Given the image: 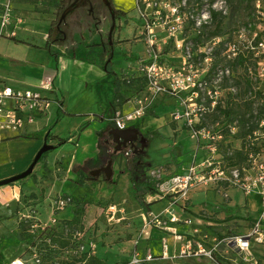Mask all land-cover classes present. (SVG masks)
<instances>
[{
  "label": "rangeland",
  "instance_id": "rangeland-1",
  "mask_svg": "<svg viewBox=\"0 0 264 264\" xmlns=\"http://www.w3.org/2000/svg\"><path fill=\"white\" fill-rule=\"evenodd\" d=\"M1 1L6 3L8 0ZM121 1L123 5L120 6L128 11L130 19L128 21L129 27L127 26L124 28L123 34L125 35L130 31L131 34L128 35V38L125 37L124 39L117 37L118 46L120 47V44L133 42L130 47L131 51L135 55L146 56V46L142 40V19L140 18L139 12L136 8V0H114V4L119 6ZM204 2L205 4L211 3V5L213 3V7H215L214 9L221 12L220 18L223 21L221 25V32L223 35L221 34L219 37L220 42L224 41L225 44L223 46H219L220 42L214 45V43H211V40L204 41L205 44H207V47L213 46L212 51L220 52L219 57L222 58L223 55L228 54L227 50L225 51L223 49L224 47L227 48L228 45L231 44H235L241 52L248 51L247 47L250 45L255 31L258 34L257 38L259 40L255 43L254 39L253 42L258 45L261 41H264V0H261L260 3H258L257 0L252 3V20L248 15L250 10L246 11L242 8H237L236 3H230L227 0H207ZM11 4L13 8V19L12 24L5 31V35L10 36L11 31L13 30L16 32L19 40H30L40 45H45L46 41L43 40V35L49 30V25L52 22L56 23L57 21L56 8L48 7L45 4L33 5L17 2L16 0H12ZM209 7L210 4L204 7V10L209 9ZM189 9L192 12L197 9L195 0H190ZM77 11H79L78 8L71 11L70 14H74ZM1 24L2 14L0 13V33L2 29ZM17 24L19 25V29L16 28ZM252 25L256 28L253 31L251 30ZM107 29L108 27H106L103 32L104 37L107 35ZM215 29L216 23L211 21L210 26L206 31L210 32ZM195 35L196 31L190 22L185 30V36L188 39H193ZM97 41L100 43V37ZM102 48V46L93 47L87 53L83 54L80 52L77 54V59L80 58L82 62L73 63L64 61L63 63H57L55 56L49 55V53L45 50L32 48L21 43L16 44L12 39L0 36V68L3 70L10 68L15 70L18 69V71L23 72L26 75H30L31 77L33 76L37 78V76H40L41 72L37 71V68L29 65V63L26 64L23 61H18V59L24 56H28V59L31 60L33 64H46L49 62V66L53 71H55L57 67H59V69L62 66L65 67V70H63L59 79L64 83L63 91L65 96H69L70 103L73 102L70 104V108L88 112V115H64V119L58 121L59 113L55 110L51 124H54L56 130H62V134L65 136H72V138L76 140L78 137V131L75 130L76 126L79 124H86L89 120L93 121L87 126L92 129L90 132H83L84 130L82 131L80 141L81 147L77 148L78 160L82 163L89 158H94L92 146L96 144L95 139L97 138V134L93 132V130L94 128H99L100 124L99 122L93 120V113H103L108 105L107 97H113L115 92V77L113 73L104 72V65H106V63L104 64L97 55L100 51H102ZM125 48L127 49V47ZM128 49L127 52L130 51V49ZM121 50L123 49L121 48ZM261 51L262 50L259 48L256 49L257 56H254V54L250 51V58L247 62L248 72H250L249 75H252L253 81L255 82L254 90L261 92L260 95L257 93L259 95L257 96V100H253V107L248 106V103L243 101L245 98H251L246 80L244 79L247 71L246 67L238 65L235 67L234 71H232V67L230 66V74H234L235 78L237 76V82L235 84L234 81H229L227 85H224L226 95L225 106H231L233 110L231 116H224L223 121L225 123H230L235 117L242 116L246 112L250 110L252 111L254 108L260 111L259 115L264 120V102L262 103V100H264V71H261V66L259 64L260 61L264 62V53ZM121 53L124 55L126 54L125 51ZM120 59L121 61H119ZM114 62L121 65L120 68L114 72L118 80L121 81L120 77L124 79V77L131 75V73L126 71V69L128 67L132 68L134 66V62L125 59L122 60L119 56V52L115 54ZM222 66H228V64L222 63ZM75 84L77 85V89H73ZM121 85L123 86V84ZM56 87L57 86L54 83L52 91L55 90ZM231 89H235L237 94L233 95L234 92H232ZM253 94H256V92L253 91ZM72 95L74 96L73 99H71ZM134 99L135 95L133 96L132 101H128L125 104L123 116L125 117V124L127 127L139 126L141 132L144 133L147 139L145 155L143 157V161L146 163L145 169L147 171V175H149L156 182H159L160 180L163 181L175 173H183L186 169L191 167L193 163L197 165L202 160L203 150L202 148H198L197 139L186 127L185 120L181 119L176 122L173 121V113L177 109L181 108L177 99L171 97L161 98L162 100L157 102L155 104L157 107L154 108V112L158 116L151 117L148 115V110L142 120L135 112L136 104ZM8 102V100L4 101V110L11 108L12 104ZM240 102H242V104H239ZM78 104H80V107H77ZM54 108L55 107L52 106L49 111L54 110ZM36 121L42 124L41 118H37ZM149 121L153 126L149 124ZM255 128L258 132H264V127H258L255 125ZM153 131H157L159 135L156 136ZM105 139H107L109 141V145L112 146V138L109 135H106ZM260 140L264 142V137H260ZM85 145H90L91 147H89L87 151L82 152ZM75 151L76 146L74 143H66L62 147L56 148L50 152L53 153V155L58 154L64 156L65 161L68 162ZM125 155L126 151H123L122 155L117 156L116 163L113 166L115 177L118 179L117 184L109 185L105 181L104 186L100 188V190H96L94 196L97 197L99 194H111L113 197L112 201L116 209L118 211L124 209L127 212V217L131 219V223H128V220L120 219L119 216H116L113 220H109L108 216L110 214H108V212L104 213V216L100 219V223H96L92 229L89 230L88 228H84L83 231H76L73 233L70 231L69 233H66V235L72 238L73 241L75 240L77 244L72 246L73 248L71 249L58 248L57 254L60 255L61 259L67 260L78 257L82 253L83 245L88 239H90V241L94 244L98 243V255L105 258L109 263L118 262L119 264H128L131 261V251L135 240L139 237L138 232L140 229L138 227L144 223V216L145 214L147 215V213L135 196V190L133 189L131 182V175L127 169L126 160H128V158L125 157ZM129 161L128 166L132 167L131 160ZM115 177L113 176L112 179L114 180ZM102 179L103 177L100 178L99 181L103 182ZM32 183V179L28 180V185H32ZM96 186V184L90 182L86 183L83 190L79 191L76 189V191L80 192L82 195L86 194L87 197L95 200L93 198V191ZM74 189L75 188L72 186L70 180L64 183L65 191L71 192ZM250 199L254 200L256 199V196L251 195ZM187 200H180L178 204L170 206L169 199H156L155 196L149 195L148 201H152L149 213H152L153 215L165 213V215L170 218L173 215L172 213L175 212L174 215H176L180 221H185L187 219L192 221V223L188 225L190 229H193L196 226L199 228V226L207 225L209 222L215 223L218 238L245 233L252 227L255 218L258 217L257 212H253L251 210L248 198L240 188L229 186L222 182L200 185L190 190ZM98 203L101 204L103 201L98 200ZM168 208L169 213L166 212ZM42 214L44 217H47L48 211L42 210ZM71 215L72 208L71 205H69L54 216L64 218L65 216L67 217ZM19 224L20 223H0V264H5L16 254V251L13 248L18 244V242L14 238V234L20 232ZM42 224L44 223H37L36 227L32 226L28 234L37 236L42 228L40 226ZM47 224L53 225L54 223ZM180 224L181 223L172 224L171 226H178ZM208 234L213 233L208 231ZM166 237H168L167 245L170 255L172 257L178 256L176 253L179 251L180 242L175 239L173 234H168ZM32 242L33 240L31 239L26 241L21 255L29 261V263H31L35 251L38 252V247H40V245L36 247L33 246ZM102 243H105V245ZM161 246L162 244L159 246L158 244L153 243L151 245V250L156 254H161ZM139 252H141L139 255L141 259L144 258L148 252V250L144 247L143 242H141ZM253 252L258 261L261 264H264V249H259L257 246H254ZM229 256L232 259L237 258L233 253H230ZM151 264L213 263L206 258L177 257L171 260L158 259Z\"/></svg>",
  "mask_w": 264,
  "mask_h": 264
},
{
  "label": "built area",
  "instance_id": "built-area-1",
  "mask_svg": "<svg viewBox=\"0 0 264 264\" xmlns=\"http://www.w3.org/2000/svg\"><path fill=\"white\" fill-rule=\"evenodd\" d=\"M204 1L207 0H203L199 11L196 9L197 11L192 12L189 9L190 0H136V8L142 19V40L146 46V56L136 62L137 68L134 65L132 68L128 67L126 71L140 73L146 79V86L135 96V112L142 118L161 98L177 99L181 108L173 113V121L184 119L186 127L197 139L198 148L203 150L202 160L197 165L193 163L183 173H176L166 180H160L157 183L158 192L154 196L156 199H169L170 206H173L180 200H187L190 190L200 185L222 182L240 188L246 196H257L260 200L258 217L245 233L217 237L211 241L207 237L199 236L198 230L188 236L175 232L171 227L172 224L192 223L188 219L180 221L174 215L175 212L170 218L165 213L159 215L148 213L144 218L141 234L150 236L154 228L173 234L180 242L179 251L176 253L178 256L168 255L167 241L163 240L161 254L154 255L148 252L141 259L138 253H134L129 264H150L158 259L171 260L177 257L206 258L213 264H223L219 258L225 259L227 264H260L254 255L253 247L264 245V142L260 140V137H264V132H258L254 127L247 135L245 139L247 151L244 153L246 165L228 166V159L221 151L222 144L227 142L226 132L233 134L239 131L242 116L230 123H225L223 120L213 123L208 120V116L216 110L221 111L225 108L226 95L223 83L231 70L229 67H223L211 71L213 46L207 47L205 42L193 41L185 36V30L190 22L196 35L202 34L203 25L210 26V9L215 7L213 3L205 4ZM260 1L258 0V3ZM209 4V9L204 10ZM0 6L2 7L0 35H2L12 24L13 8L11 0L6 3L0 2ZM10 35L15 36L16 32L12 30ZM256 36L257 32H254L252 41L247 47L248 52L251 51L254 56H257V48L264 53V41L258 45L253 42ZM219 42L220 37L211 39L214 45ZM227 48L229 58L239 53L235 44L228 45ZM259 64L263 72L264 62L260 61ZM53 85L54 80L51 76L41 79L36 90H15L0 82V115L5 117L0 121V127L18 129L26 119L32 120L28 115L50 105V99L44 92L51 91ZM231 91L236 95L235 89ZM7 99L13 104L11 108L4 110L3 104ZM259 114L260 111L254 109L245 115L246 129L251 125L264 127V120ZM109 120L118 126L125 124V117L119 113L111 116ZM240 144H242L241 140ZM231 154L228 153L227 156ZM70 202V198H58L54 203V209L62 210ZM168 210L169 208L166 212L169 213ZM92 248L94 249L95 245H92ZM230 253L235 254L237 258L232 259ZM7 264L29 263L19 257ZM31 264L45 263L34 254Z\"/></svg>",
  "mask_w": 264,
  "mask_h": 264
},
{
  "label": "crops",
  "instance_id": "crops-1",
  "mask_svg": "<svg viewBox=\"0 0 264 264\" xmlns=\"http://www.w3.org/2000/svg\"><path fill=\"white\" fill-rule=\"evenodd\" d=\"M0 2L4 3L1 0ZM120 5L121 6L123 5L122 1L120 2L119 6ZM56 11L58 15L57 8ZM69 14L67 16L65 34H63L60 40L56 42L48 43V32H49L48 30L43 35V40L46 41L45 45H40L34 41L21 40V39L20 42L15 41V43L16 44L21 43L32 48L45 50L49 53V55L55 56L57 63L60 62L63 63L64 61L73 62V63L82 62L80 58L77 59V54H79L80 52L84 54L89 52V50H91L93 47H100L98 43L99 41L97 40L99 37H102L105 28L101 26L100 30L98 31L95 28L91 18L80 11H77L74 14H70V15ZM53 24L55 25V23L53 22L49 25V29L50 27L54 26ZM128 25L129 23L127 22L124 28H126ZM16 28L19 29L18 24L16 25ZM124 28L120 31L118 35H116L120 39H124L125 37L128 38V35L131 34L130 31L124 35L123 34ZM5 37L8 38V36ZM15 38L18 39L17 35H15ZM132 43H128L125 45L127 49L128 48L130 49V51L127 52V49L124 50L125 53L126 52L127 53L125 55L123 54V56L121 57L122 60L125 59L133 62V60H135L133 59L134 56L138 57L139 59L144 57L142 55H135L131 51L130 47ZM105 52L106 50L103 47L102 51H100L97 55L98 58H100V60H102L104 64L106 63V65H104L105 68L104 72L113 73L115 77L116 86L113 95L114 97L117 93H119V87H118L119 80L117 79L116 74L114 72H116L115 70H118V68H120L121 65L116 62L108 63L107 62L108 53ZM10 58L13 59L12 57ZM28 58H29L28 56L27 57L24 56L18 59V61L19 62L23 61L26 64L29 63V65L37 68L36 70L41 72L40 76H37L36 78L33 76L31 77L30 75H26L23 72L18 71V69L15 70L10 68L7 70H3L2 68H0V82L4 85L10 86L15 90H26V89L36 90L40 80L43 77L51 76L53 77L54 83L56 84L57 87L53 91L51 90L44 92V94L47 95L48 98L50 99V105L47 108L39 109L28 115L29 118H32V120L26 119L24 124L18 129H12V128L2 129L0 127V180L17 175L22 171H24L25 169H27L32 163L35 154H37L38 150L45 142L54 145L55 148L53 150L62 147L66 143H71V144L74 143L76 146V151L71 156L70 161L66 162L65 157L62 155H58V154L53 155V153L50 152L52 150H50L46 152L47 154L45 158L36 164L31 175L12 184L0 186V223H22V222L31 221L32 223H36L33 225V227H36L37 223H46V224L59 223L61 220L70 219L72 217V215L67 217L65 216L64 218L55 217L54 215L61 210H55L54 203L57 197L62 195L75 194L77 196H82V194H80V192H77L76 189L81 191L85 188L86 183H90L88 180H86L83 185H80L78 183V181L81 179V174L87 173V168L85 169V167L82 166L84 162L83 163L79 162L77 148L81 147L80 141H81L82 131L84 130L83 132H90L92 129H90L87 126L90 125L93 121L89 120V122H87L86 124H79L76 126L75 130L78 131V137L76 140L73 139L72 136H65L64 134H62V130L59 129L56 130L54 124H51V122L53 120V115L55 113V110H57V113H59L58 108H60L61 109L60 111L62 112V115L59 117L58 121L63 120L64 115H70V116L88 115V112H84L82 110H74V108L73 109L70 108V104H72L73 102L70 103L69 96L68 97L65 96L63 91L64 83L62 82V80L59 79V77L63 73V70H65L64 66L61 65L62 67L60 69L59 67H57L56 70L53 71L49 66V62H47L46 64H33L32 61L29 60ZM119 61H121V59ZM134 63L136 64V62ZM120 78L123 79L122 77ZM73 89H77L76 84ZM113 97L111 96L107 97L108 105L103 113H95V112L93 113L94 115L93 120L99 122L100 124L99 128H94L93 130V132L97 134V138L95 139L96 144L92 146L94 152V159L96 161L98 159L97 147L100 141V136L102 134L104 136L106 135L110 136L109 134L110 129H108V125L110 122L109 118L111 117L113 111L112 108L109 106V100ZM73 98L74 96L72 95L71 99ZM7 100L11 104H13V102L10 99ZM161 100L162 99H160L159 101ZM130 101H132V99ZM125 104L122 106V108H118L119 115H123ZM52 106L55 107L54 110L49 111ZM77 107H80V104H78ZM4 112L6 113V111ZM37 118H41L42 124L36 121ZM4 119H5L4 115H0V121ZM149 124L152 125L150 121ZM119 127L128 128L126 124ZM130 127H137V126H130ZM137 128H139V126ZM60 139H67V142L62 145H58ZM237 143H238L237 145L239 146L238 148H240L241 144L239 139L237 140ZM89 147L91 146L85 145L82 149V152L87 151ZM116 158L113 160V166L116 163L117 160ZM126 161L128 166V160ZM113 176L115 177L114 169H113ZM30 179L33 180L32 185H28V180ZM69 180L71 181L72 186L75 188L71 192L64 190V183ZM99 180L96 183L97 186L93 191L94 192L93 198L95 200L92 204L88 205L86 208V214L84 216L85 227L91 228L96 223L97 224L100 223V219L102 218V216H104V213L106 212L110 214L108 216L109 220H113L115 219L116 216H119L120 219L128 220L127 222L131 223V219L127 217L126 215L127 212L124 209H121L120 211L116 209L112 201L113 197L111 194L108 195L99 194V196L97 197L94 196L96 190L98 191L100 190V188L104 186V182H105L104 177L102 179L103 182H100ZM114 181L115 184H117L118 179L115 177ZM246 197L248 198L249 206L251 210L253 212L254 211L257 212L258 214L260 207L259 198L256 196V199L252 200L250 199V196H246ZM98 200H102L103 203L99 204ZM148 200H149V196L147 197V201ZM148 202H152V201H148ZM72 207L73 205H71V208ZM42 210L48 211L47 217L43 216ZM142 226L143 224L138 227L140 229L138 232L139 237H137V239L134 242L130 255L131 258L134 253H138L140 255L141 252L139 251H140L141 242L144 243V247L148 250V252H152L154 255H159L151 250V245L153 243H156L160 246L163 240L168 241V237H166V235L171 234L168 233L167 231L154 228L151 230L150 236L142 235L141 234ZM171 227L175 232L180 233L182 236H188L193 231L198 230L199 236L207 237L208 240L212 241L213 239L217 238V233H216L217 230L215 228V223L209 222L207 223V225L199 226V228L196 226L193 229H190L188 227V224L185 223H181L178 226H171ZM208 231L209 232L211 231L213 234H208ZM14 238L18 242V244L13 248L15 249L16 254L12 256V258H10L9 261H11L14 258H19V257L23 258L21 255L23 253L24 244L27 241L21 238L20 232L14 234ZM168 255H170V252L168 253ZM9 261H7L5 264H7Z\"/></svg>",
  "mask_w": 264,
  "mask_h": 264
},
{
  "label": "trees",
  "instance_id": "trees-1",
  "mask_svg": "<svg viewBox=\"0 0 264 264\" xmlns=\"http://www.w3.org/2000/svg\"><path fill=\"white\" fill-rule=\"evenodd\" d=\"M12 1V0H11ZM17 2H23L27 4H45L48 7H56L58 9V15H57V21L53 27H50L48 32V43L50 42H56L61 39L63 36V32L58 28V21L59 18L64 11V9L68 5V0H16ZM230 3H236L237 8L243 9L246 11H249L248 15L252 17V11L251 6L252 3L256 0H227ZM258 1V0H257ZM195 3L197 5L198 11L202 7L203 0H195ZM0 10L2 11V7L0 6ZM121 13V12H118ZM210 15H211V21L216 23V29L214 31H206L209 27V25H203V32L202 34H198L193 38V41L198 42H204L206 40H211L215 37L223 35L221 32V25L223 23L221 17V12L210 9ZM251 25V24H250ZM62 29V27H61ZM255 26L252 25V31L255 30ZM256 32V31H255ZM0 36H7L5 34H2ZM258 34L255 38V43L259 40ZM8 38H11L12 40L16 42H20V40L16 39L15 36H8ZM225 42H220L219 46H223ZM223 50H227V48L224 47ZM220 52H214L213 51V62L211 65V71L217 70L218 68L223 67H232V71H234L235 67L238 65L245 66L246 67V73L244 76V79L246 80L247 87L249 89L250 99L245 98L243 99L244 102L248 103V106L253 107L252 103L253 100H257V96L260 95L261 92H257L254 90L255 82L253 81L252 75H249L250 72H248L247 62L249 60L250 53L248 51H239V53L232 58H229L227 55H223V57H219ZM133 62H137L139 60L138 57H133ZM222 63L228 64V66H222ZM134 65L137 68V64L134 63ZM248 72V73H247ZM231 73V72H230ZM231 76V77H230ZM232 78V79H230ZM237 78V76H236ZM235 78L234 74H230L229 76H226L224 79L223 85H227L229 81H234L236 84L237 80ZM123 84V86L121 85ZM146 86V79L144 76L140 75L138 72H131V75L125 77L124 79H121V81H118V87H119V93H117L113 98L109 100V106L112 108V115L115 116L118 112V108H122V106L130 101L133 96L138 95L141 93ZM124 87V88H123ZM253 91L256 92V94H253ZM259 95H258V94ZM232 94V93H231ZM237 94V93H236ZM253 95V96H252ZM249 99V100H248ZM248 100V101H247ZM239 104H242L240 102ZM155 107L157 105H154L149 109L148 115L157 117L158 115L154 112ZM220 107H218L219 109ZM221 109V108H220ZM255 109V108H254ZM252 109V110H254ZM59 117L62 115L61 109L59 108ZM220 110H216L212 115L210 114L208 116V120L210 122L215 123L218 120H223L224 116H231L233 113V110L231 106H225V108L221 109L220 112H217ZM251 112L248 111L244 115H242L241 123L239 124L240 129L237 133L231 134V132H226V140L227 142L222 144L221 151L224 155L227 157V164L228 166H239L246 165L245 162V155L244 153L246 150L245 145V139L248 134L252 132L254 129V125H251L248 129H246V117L245 115L247 113ZM147 113V112H146ZM143 118V117H142ZM235 117L232 121H234ZM231 121V122H232ZM249 122V121H248ZM114 127H117L114 122H109L108 129H112ZM138 127V126H137ZM153 133L158 136L159 133L157 131H153ZM242 141L241 148H238L237 140ZM67 142V139H60L58 145H62ZM57 147V146H56ZM228 153H232L230 156H227ZM47 153H44L42 157L40 158L39 162L42 161ZM97 161L94 158H89L84 162L82 165L87 168L86 174H81V179L78 181L80 185H83L86 180L90 181L93 184H96L99 180V177H94L90 175V170L94 168L95 166L101 165L106 163L108 160H114L117 156L122 155L120 152H114L113 145H109V141L105 139V136L102 134L100 136V141L97 147ZM128 165L129 160H131L132 167L127 166L130 175H131V182L133 189L135 190V196L137 200L140 202L143 209L146 211V213H149L150 205L152 202L147 201V197L154 196L157 194V183L154 181L149 175H147L146 171V163H143L140 161V157H134V156H128ZM176 174V173H175ZM104 181L107 182V184H115V181L111 179H106L104 177ZM58 198H70L71 202L69 205H73L72 207V217L70 219L61 220L59 223H54L53 225L50 224H42L40 225L42 228L39 231L37 236H34L32 234H28V232L31 230L30 228L35 224L31 221L22 222L19 224V230H20V236L23 240H33L32 245L38 246V252L35 251V254L38 255L41 260L45 264H118V262L115 263H109L105 258L100 257L97 253L98 250V243L94 244L90 239L86 241V243L83 245L82 253L78 257H74L72 259H61L60 255L57 254L58 248H73L72 246H75L77 242L72 240V238L68 237L66 233L76 232V231H83L85 227L84 224V216L86 214V208L88 205L92 204L94 200L92 198H89L86 196V194H83L82 196L77 195H62L57 197ZM56 199V200H57ZM68 205V206H69ZM56 221V220H55ZM56 224V225H55ZM89 230L92 229L88 228ZM105 245V243H102ZM92 245H95V248H92ZM259 249H264L263 246H258ZM24 260H26L24 258ZM219 260L224 264H227L225 259L219 258ZM27 261V260H26ZM261 264V263H260Z\"/></svg>",
  "mask_w": 264,
  "mask_h": 264
},
{
  "label": "flooded vegetation",
  "instance_id": "flooded-vegetation-1",
  "mask_svg": "<svg viewBox=\"0 0 264 264\" xmlns=\"http://www.w3.org/2000/svg\"><path fill=\"white\" fill-rule=\"evenodd\" d=\"M80 0H68V5L75 3V6L73 10L76 8L79 9L80 12L86 14L91 18L93 21V24L95 28L99 31L101 26L104 28L108 27L107 29V35L104 37V33L102 37H100V46L104 47L106 52L108 53V59L107 62L113 63L115 54L119 52V56L122 57L123 54L121 52H124L126 48V44H120V47L118 46V35L120 31L124 28L125 24L129 21L128 18V11L120 6H116L114 4V0H107V2L110 3V5L107 4L105 0H88L86 3H82L80 6H77ZM66 7V8H67ZM65 8V9H66ZM72 10V11H73ZM121 12V13H118ZM71 13V12H70ZM68 16V15H67ZM67 16L64 22L60 24L58 28L65 34V26L67 22ZM60 19V18H59ZM59 22V21H58ZM62 27V29H61ZM105 38V40H104ZM128 44V43H127ZM122 46V47H121ZM121 48L123 50H121ZM118 127V125H116ZM131 128H137V127H131ZM139 129V128H138ZM140 130V129H139ZM111 131V129H110ZM110 134V133H109ZM124 136L126 138V143L123 141L120 142V144L114 142V135L110 134V137L112 138V145L114 148V152L116 149H119L120 153H123V151H126V157L128 156H134V157H140V161L145 163L143 161V157L145 155V146L147 144V139L143 132H139L137 140L135 141V146L132 147L131 144L128 142V139L133 137V133H124ZM109 160L101 165L95 166L90 170V175L92 176V172L106 167ZM105 177L104 172H101L99 175L100 177Z\"/></svg>",
  "mask_w": 264,
  "mask_h": 264
},
{
  "label": "water",
  "instance_id": "water-1",
  "mask_svg": "<svg viewBox=\"0 0 264 264\" xmlns=\"http://www.w3.org/2000/svg\"><path fill=\"white\" fill-rule=\"evenodd\" d=\"M88 0H80L79 3L77 4V6H80L82 3H86ZM107 2V0H105ZM108 5H110L109 2H107ZM75 6V3L70 4L66 9H64V11L62 12L59 22H58V27L60 26V24L62 22L65 21L66 16L73 10ZM133 133V137L128 139V142L131 144L132 147L135 146V141L137 140L138 134L140 132V130L138 128H121V127H114L111 129L110 134L114 135V142L120 144L121 141H123L124 143H126V138L124 136V133ZM55 148L54 145H51L47 142L44 143V145L41 147V149L37 152V154L35 155L32 163L30 164V166L23 172L14 175L12 177L6 178V179H2L0 180V186L3 185H9L12 184L14 182H17L19 180H22L26 177H28L29 175L32 174L36 164L39 162L40 158L42 157V155L50 150H53ZM119 151V149L115 150V153ZM101 172H104L106 179H111L113 176V160H109V162L107 163L106 167L97 169L95 171H93L91 174L94 177H97L101 174Z\"/></svg>",
  "mask_w": 264,
  "mask_h": 264
}]
</instances>
